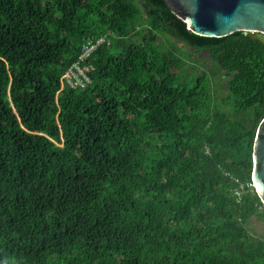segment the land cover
Returning a JSON list of instances; mask_svg holds the SVG:
<instances>
[{"label":"trees","instance_id":"1","mask_svg":"<svg viewBox=\"0 0 264 264\" xmlns=\"http://www.w3.org/2000/svg\"><path fill=\"white\" fill-rule=\"evenodd\" d=\"M263 120L244 32L164 0H0V264H264Z\"/></svg>","mask_w":264,"mask_h":264},{"label":"water","instance_id":"2","mask_svg":"<svg viewBox=\"0 0 264 264\" xmlns=\"http://www.w3.org/2000/svg\"><path fill=\"white\" fill-rule=\"evenodd\" d=\"M187 29L209 38L236 32L264 44V0H164ZM252 181L264 204V120L254 144Z\"/></svg>","mask_w":264,"mask_h":264},{"label":"clouds","instance_id":"3","mask_svg":"<svg viewBox=\"0 0 264 264\" xmlns=\"http://www.w3.org/2000/svg\"><path fill=\"white\" fill-rule=\"evenodd\" d=\"M104 38H102V39H99L98 41H97V43L96 44H93V45H91V46H88V48H86V50H85V52L82 54V59L84 60V59H86V58H88L89 56H90V54L95 50V48L100 44V43H102V42H104ZM75 69L80 73V70H81V72L82 73H80V74H84V69L83 68H81V66H80V64L79 63H77L75 66ZM73 67V68H74ZM72 74V69L68 72V76H70ZM253 182V181H252ZM253 186H254V184H253ZM255 187V186H254Z\"/></svg>","mask_w":264,"mask_h":264},{"label":"rangeland","instance_id":"4","mask_svg":"<svg viewBox=\"0 0 264 264\" xmlns=\"http://www.w3.org/2000/svg\"><path fill=\"white\" fill-rule=\"evenodd\" d=\"M203 54H207L206 52H204ZM192 59H195L194 57H192ZM80 73H82L81 72V70H80ZM216 88L217 89H219L220 87H214V89L216 90ZM222 97H223V95H222ZM225 110H227V111H229L230 113H232V110L234 109L233 108V106H229L228 105V107H223ZM251 227L253 228V232L252 233H254V234H258L259 233V229H263L264 230V224H260V223H252L251 224Z\"/></svg>","mask_w":264,"mask_h":264}]
</instances>
